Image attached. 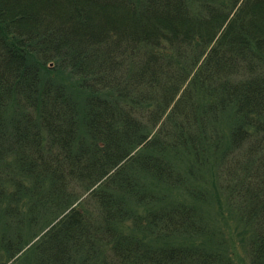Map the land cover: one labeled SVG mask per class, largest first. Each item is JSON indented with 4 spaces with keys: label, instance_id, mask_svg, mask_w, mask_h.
Returning a JSON list of instances; mask_svg holds the SVG:
<instances>
[{
    "label": "trees",
    "instance_id": "1",
    "mask_svg": "<svg viewBox=\"0 0 264 264\" xmlns=\"http://www.w3.org/2000/svg\"><path fill=\"white\" fill-rule=\"evenodd\" d=\"M0 234L1 264H264V0H0Z\"/></svg>",
    "mask_w": 264,
    "mask_h": 264
},
{
    "label": "rangeland",
    "instance_id": "2",
    "mask_svg": "<svg viewBox=\"0 0 264 264\" xmlns=\"http://www.w3.org/2000/svg\"><path fill=\"white\" fill-rule=\"evenodd\" d=\"M56 75H57V77H58V79L59 80H61V81H66V82H68L69 84H72V82L73 83H75V79H74V77H72V75L69 73V71H58V72H56L55 73ZM71 88V90L73 89V86L71 85L70 86ZM89 194V192H87V193H84V195H82V198H81V200L82 199H84V198H86L87 197V195ZM78 203V202H77ZM10 221H14V224H16V223H18V221H19V218H8ZM13 223H12V225H14ZM39 227V225L35 228V229H37ZM13 228V230L12 229H10L9 230V232L8 233H14L15 232V230H16V228H17V225L15 226L14 225V227H12ZM34 229V230H35ZM39 229H41V228H39ZM33 230V231H34ZM42 230V229H41ZM32 231V232H33ZM40 231V230H39ZM25 232V231H24ZM42 234H43V232H41ZM42 234H40V235H38L36 238H33V239H31V242L28 244V246H27V248L29 247V246H31V244L33 243V242H35ZM1 235V234H0ZM1 237V236H0ZM240 245V244H239ZM26 249V248H25ZM237 253H238V255H239V257L241 258L240 260L242 261L241 262V264H247L248 262H247V259L246 260H243L242 258H244V257H246V254H245V250L242 248V246L240 245L239 247H238V249H237ZM0 257L2 258L1 259V263H3V262H5L6 260H7V258H8V256H7V254H6V250H5V248L4 249H1L0 250ZM18 257V256H17ZM16 258V257H15ZM15 258H12V260H9L8 262H6L5 264H11L12 262H13V260H15ZM0 263V264H1ZM19 264H27V262H20Z\"/></svg>",
    "mask_w": 264,
    "mask_h": 264
}]
</instances>
